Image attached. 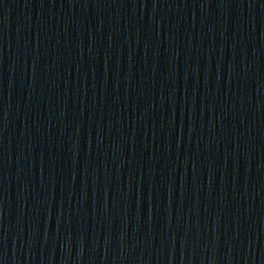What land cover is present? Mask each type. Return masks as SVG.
I'll return each mask as SVG.
<instances>
[{
  "label": "water",
  "instance_id": "water-1",
  "mask_svg": "<svg viewBox=\"0 0 264 264\" xmlns=\"http://www.w3.org/2000/svg\"><path fill=\"white\" fill-rule=\"evenodd\" d=\"M0 264H264V0H0Z\"/></svg>",
  "mask_w": 264,
  "mask_h": 264
}]
</instances>
